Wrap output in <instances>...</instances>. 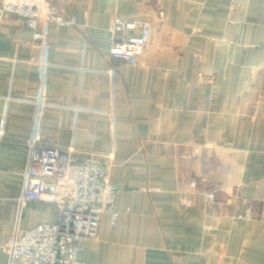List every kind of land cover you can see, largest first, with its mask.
<instances>
[{"label": "crops", "instance_id": "crops-1", "mask_svg": "<svg viewBox=\"0 0 264 264\" xmlns=\"http://www.w3.org/2000/svg\"><path fill=\"white\" fill-rule=\"evenodd\" d=\"M52 1L76 23L45 39L0 13V264L59 218L18 200L30 137L112 154L90 264H264V0ZM116 16L152 24L137 64L111 55Z\"/></svg>", "mask_w": 264, "mask_h": 264}, {"label": "built area", "instance_id": "built-area-1", "mask_svg": "<svg viewBox=\"0 0 264 264\" xmlns=\"http://www.w3.org/2000/svg\"><path fill=\"white\" fill-rule=\"evenodd\" d=\"M0 13L24 18L36 29L38 39L46 38L39 29L42 21L58 26L76 23L75 16L62 12L52 0H0ZM151 37L150 21L116 16L111 55L125 63L137 64ZM25 142L28 155L18 200L21 205L39 202L42 195L50 193L53 204L59 208V218L29 229L18 227L6 244L9 264H90L80 257L83 241L98 238L104 213L112 214L114 223L119 214L118 186L108 178L112 154L84 151L83 158H77L74 146L41 137L26 138Z\"/></svg>", "mask_w": 264, "mask_h": 264}]
</instances>
